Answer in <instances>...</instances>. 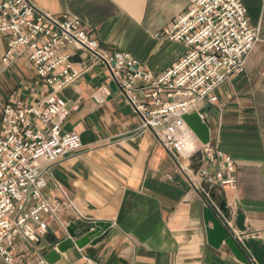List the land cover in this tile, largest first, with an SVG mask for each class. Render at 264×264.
<instances>
[{"label":"crops","instance_id":"0c3cea01","mask_svg":"<svg viewBox=\"0 0 264 264\" xmlns=\"http://www.w3.org/2000/svg\"><path fill=\"white\" fill-rule=\"evenodd\" d=\"M30 1L47 13L76 16L100 49L125 50L153 73L184 50L181 42L155 32L182 12L187 0ZM240 1L257 38L243 70L224 79L214 90L216 100L201 103L197 112L209 142L232 159L234 184L213 185L209 194L214 203L225 201L247 261L236 259L224 244L217 249L207 244L203 201L193 186L199 182L198 163L164 149L141 127L104 62L67 46L78 74L58 93L68 109L61 128L75 132L81 147L43 167L42 193L61 207L57 219L40 213L47 227L37 241L12 236L10 252L20 264L42 257L46 240L62 237L68 223L95 221L109 223L98 241L58 252L49 264H264V0ZM4 50L0 32V116L9 97L32 105L48 91L23 55L4 62ZM238 214L241 228L235 224ZM0 264H6L1 255Z\"/></svg>","mask_w":264,"mask_h":264},{"label":"built area","instance_id":"2783aa9c","mask_svg":"<svg viewBox=\"0 0 264 264\" xmlns=\"http://www.w3.org/2000/svg\"><path fill=\"white\" fill-rule=\"evenodd\" d=\"M0 32L5 34L1 59L8 62L23 55L48 89L35 104H15L9 97L1 109L0 255L6 264H20L10 252L14 234L37 241L47 227L40 213L57 219L60 203L42 193L43 167L81 147L75 132L61 128L68 109L58 93L78 74L67 46L104 62L141 127L164 149L198 163L199 182L193 186L204 204L215 206L209 187L234 184L231 157L209 141L200 143L182 116L196 112L202 119L199 105L214 102V90L222 81L243 70L257 28L240 0H187L185 9L155 32L184 45L156 73L125 50L100 49L76 16L44 12L30 0H0ZM207 165L215 168L212 173ZM179 170L185 171L181 166ZM226 223L238 239L231 221ZM30 264L49 263L40 256Z\"/></svg>","mask_w":264,"mask_h":264},{"label":"water","instance_id":"95a60500","mask_svg":"<svg viewBox=\"0 0 264 264\" xmlns=\"http://www.w3.org/2000/svg\"><path fill=\"white\" fill-rule=\"evenodd\" d=\"M182 118L200 143L204 144L209 141L207 124L196 112L184 114ZM210 197L213 198V196ZM201 218L209 246L217 249L224 244L236 259L242 262L247 261L235 238L231 235V228L226 223L227 220H231V215L230 210L225 207L224 200H219L215 206L203 203ZM241 223L242 215L238 214L235 217V224L241 228ZM108 226L109 223L104 221L86 224L68 223L62 231V237L52 236L50 240H46L43 258L48 263H53L59 258L58 252H64L74 246L80 248L86 243L93 244L106 233Z\"/></svg>","mask_w":264,"mask_h":264},{"label":"bare ground","instance_id":"6f19581e","mask_svg":"<svg viewBox=\"0 0 264 264\" xmlns=\"http://www.w3.org/2000/svg\"><path fill=\"white\" fill-rule=\"evenodd\" d=\"M194 141V140H193Z\"/></svg>","mask_w":264,"mask_h":264}]
</instances>
